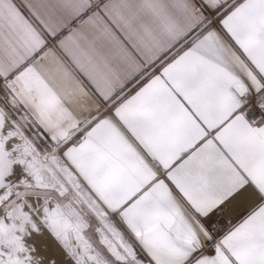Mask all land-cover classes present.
<instances>
[{
  "label": "snow or ice",
  "instance_id": "obj_1",
  "mask_svg": "<svg viewBox=\"0 0 264 264\" xmlns=\"http://www.w3.org/2000/svg\"><path fill=\"white\" fill-rule=\"evenodd\" d=\"M0 264H264V0H0Z\"/></svg>",
  "mask_w": 264,
  "mask_h": 264
},
{
  "label": "bare ground",
  "instance_id": "obj_2",
  "mask_svg": "<svg viewBox=\"0 0 264 264\" xmlns=\"http://www.w3.org/2000/svg\"><path fill=\"white\" fill-rule=\"evenodd\" d=\"M49 243H50V242H49ZM49 250H50L51 252H55V251H56L55 246H54V245H51V243H50Z\"/></svg>",
  "mask_w": 264,
  "mask_h": 264
}]
</instances>
